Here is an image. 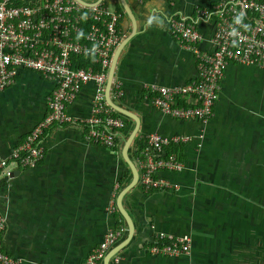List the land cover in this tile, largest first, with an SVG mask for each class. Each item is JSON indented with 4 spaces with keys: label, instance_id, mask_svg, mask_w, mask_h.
<instances>
[{
    "label": "crops",
    "instance_id": "1",
    "mask_svg": "<svg viewBox=\"0 0 264 264\" xmlns=\"http://www.w3.org/2000/svg\"><path fill=\"white\" fill-rule=\"evenodd\" d=\"M102 1L120 8L117 0ZM125 1L133 26L122 10L118 45L123 44L112 78L122 96L114 102L137 117L134 138L185 134L191 141L178 151L182 170L160 174L177 190L142 193L136 184L121 198L133 231L115 253L118 264H264V67L227 65L212 114L203 123L169 118L150 104L146 89L184 84L196 70L192 54L168 34L167 17H192L195 7L215 0ZM154 14L164 26L148 23ZM196 26L200 48L208 49L210 22L197 20ZM52 87L40 75L21 70L0 92V158L44 116ZM92 90L91 83L81 88L67 105L69 115L88 117ZM132 127L127 119L118 145L110 149L87 142L82 126H53L44 134L43 158L35 166L10 168L0 183V239L14 264H79L106 230L121 223L114 199L130 180L120 149ZM131 145L127 156L136 167ZM121 225L116 244L126 235L123 220ZM156 233L188 236V253L151 254Z\"/></svg>",
    "mask_w": 264,
    "mask_h": 264
},
{
    "label": "built area",
    "instance_id": "2",
    "mask_svg": "<svg viewBox=\"0 0 264 264\" xmlns=\"http://www.w3.org/2000/svg\"><path fill=\"white\" fill-rule=\"evenodd\" d=\"M83 1L87 5L76 0H0V92L13 84L21 70L34 72L53 84L45 99L44 116L8 156L0 158V182L9 177L11 167L31 168L43 158L44 134L53 126H82L87 142L105 148L115 149L119 143L117 138L125 121L112 114L103 90L111 55L121 39L119 21L123 12L102 0ZM197 20L212 26L208 49L200 48L202 37ZM166 30L192 54L196 70L195 77L184 84L146 89L150 104L169 118L203 123L212 114L227 65L264 67V0H215L208 7H195L192 17L169 15ZM87 83L93 86L89 115L75 118L67 112V105ZM109 96L112 101L122 96L119 82L113 79ZM144 139L145 145L134 158L136 184L141 192L177 190L176 183L160 174L180 172L183 161L173 153L164 156L163 148L187 144L191 137L151 133ZM109 203L107 210L112 212L114 207ZM3 228L4 216L0 213V238ZM123 232L121 224L106 230L79 264H102V257ZM189 248L188 236L156 233L148 251L176 256L187 254ZM109 260L112 264L119 262L116 254ZM14 263L2 250L0 239V264Z\"/></svg>",
    "mask_w": 264,
    "mask_h": 264
},
{
    "label": "water",
    "instance_id": "3",
    "mask_svg": "<svg viewBox=\"0 0 264 264\" xmlns=\"http://www.w3.org/2000/svg\"><path fill=\"white\" fill-rule=\"evenodd\" d=\"M76 1L81 3V4L87 5L86 2H84L83 0H76ZM117 1H118L120 8L123 10V12L127 16L128 20L130 21L131 26H133L132 15H131L130 10L127 6L126 1L125 0H117ZM122 44H123V42H120V44L117 46V48H115V50L113 51V53L111 55L109 67H108V70L106 73V80H105V85H104V90H103V97H104L105 103L115 113H118V114L122 115L123 117H125V118H127L133 122V127L130 130V132L127 134V136L122 140L121 149H120V158L129 170L130 180L124 187H122L117 192L115 199H114V207L124 222L125 229H126V235L121 242H119L118 244H116L115 246L110 248L104 254V256L102 257V262H101L102 264H108L109 259L115 253H117L119 251V249H121L128 242V240L130 239V236L132 234V231H133V226H132L131 220L122 207L121 198L129 189H131L132 187H134L136 185V181H137L136 169H135L134 165L132 164V162L129 160V158L127 156V152H128L129 146L132 143L134 135L136 133V130L138 127V119L130 111H128V110L122 108L121 106H118L117 104H115L109 96V88H110V84H111V81L113 78V68H114L115 61H116L117 55L119 53V50H120Z\"/></svg>",
    "mask_w": 264,
    "mask_h": 264
},
{
    "label": "trees",
    "instance_id": "4",
    "mask_svg": "<svg viewBox=\"0 0 264 264\" xmlns=\"http://www.w3.org/2000/svg\"><path fill=\"white\" fill-rule=\"evenodd\" d=\"M116 9L119 11L120 10V8L119 7H116ZM80 65L82 66V67H85V63L83 64L82 62H80ZM113 115H115V116H120V117H122L123 119H124V121H125V126H126V123H127V119L125 118V117H123V116H121L120 114H118V113H115V112H113L112 113ZM132 145H131V157H135V155H136V153L138 152V150L139 149H141L144 145H145V139L143 138V139H136V138H133V140H132V143H131ZM181 145H169V146H167V147H164L163 148V155L164 156H166L167 154H171V153H173V154H175V155H178L179 153H178V151H180V147ZM114 149V148H113ZM132 149H133V152H132ZM1 183V182H0ZM119 183L121 184L122 182L121 181H119ZM119 218V221L122 223V220H121V218L120 217H118ZM121 223H118V224H116V225H119V224H121Z\"/></svg>",
    "mask_w": 264,
    "mask_h": 264
},
{
    "label": "clouds",
    "instance_id": "5",
    "mask_svg": "<svg viewBox=\"0 0 264 264\" xmlns=\"http://www.w3.org/2000/svg\"><path fill=\"white\" fill-rule=\"evenodd\" d=\"M242 19V16L241 17H237V23L240 22V20ZM153 21H158L161 25L164 26V20L162 17H160L159 15H152L149 17V20H148V23L151 24ZM235 43V42H234ZM114 102V101H113ZM115 103V102H114ZM122 116V115H121Z\"/></svg>",
    "mask_w": 264,
    "mask_h": 264
},
{
    "label": "rangeland",
    "instance_id": "6",
    "mask_svg": "<svg viewBox=\"0 0 264 264\" xmlns=\"http://www.w3.org/2000/svg\"><path fill=\"white\" fill-rule=\"evenodd\" d=\"M88 1V0H87Z\"/></svg>",
    "mask_w": 264,
    "mask_h": 264
}]
</instances>
